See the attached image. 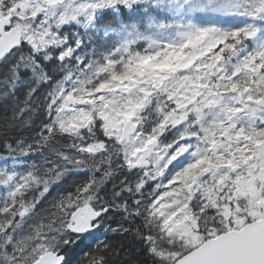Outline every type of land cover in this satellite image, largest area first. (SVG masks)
Returning <instances> with one entry per match:
<instances>
[{"label": "snow or ice", "instance_id": "1", "mask_svg": "<svg viewBox=\"0 0 264 264\" xmlns=\"http://www.w3.org/2000/svg\"><path fill=\"white\" fill-rule=\"evenodd\" d=\"M0 264H264V0H0Z\"/></svg>", "mask_w": 264, "mask_h": 264}]
</instances>
